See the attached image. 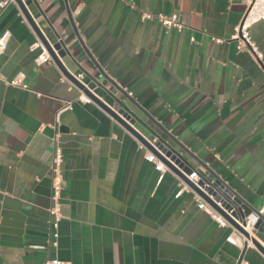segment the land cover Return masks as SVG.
<instances>
[{
    "label": "crops",
    "instance_id": "obj_1",
    "mask_svg": "<svg viewBox=\"0 0 264 264\" xmlns=\"http://www.w3.org/2000/svg\"><path fill=\"white\" fill-rule=\"evenodd\" d=\"M35 1L27 9L49 40L62 39L76 63L98 76L69 11L104 73L264 211V67L231 39L246 0ZM143 12L152 17L141 20ZM160 13H176L182 28H164L156 18ZM5 30L10 35L0 53V264L55 258L69 264H236L242 246L226 241L231 227H220L198 208L199 197L187 185L176 196L175 174L157 171L145 158L149 152L95 103L77 101L81 92L52 61H36L39 41L14 2L0 9V35ZM249 33L264 61V20ZM63 60L82 76L68 57ZM16 77L27 89L10 83ZM67 102L70 108L60 111ZM55 133L63 180L52 245ZM243 259L264 264L250 245Z\"/></svg>",
    "mask_w": 264,
    "mask_h": 264
},
{
    "label": "water",
    "instance_id": "obj_2",
    "mask_svg": "<svg viewBox=\"0 0 264 264\" xmlns=\"http://www.w3.org/2000/svg\"><path fill=\"white\" fill-rule=\"evenodd\" d=\"M14 2L32 28L42 48L48 53L51 61L56 65L61 74L75 88L133 135L165 168L175 174L200 199L220 214L231 227L244 236L246 241H243L241 253L236 264H239L243 259L246 249L249 246L248 242L264 256V211L261 212L259 208L249 203L220 179L192 151L173 138L162 125L148 115L127 91L123 90L104 73L81 41L74 27L70 12L68 11V20L73 28L76 39L97 68L98 76L91 75L76 63L62 39L57 37L55 41H51L46 37L27 9L30 4L36 5L35 0H14ZM66 57L82 73L81 78L77 79L75 77L76 74L66 65L63 60ZM84 77L87 81L82 79ZM104 96L109 101L105 100ZM135 110L141 112L151 121L166 138L150 128ZM193 172L197 176L195 180L188 178Z\"/></svg>",
    "mask_w": 264,
    "mask_h": 264
},
{
    "label": "built area",
    "instance_id": "obj_3",
    "mask_svg": "<svg viewBox=\"0 0 264 264\" xmlns=\"http://www.w3.org/2000/svg\"><path fill=\"white\" fill-rule=\"evenodd\" d=\"M14 2V0H0V9L5 8L9 3ZM15 3V2H14ZM152 17V14L149 12H143L141 13V20L150 19ZM156 18L161 23V25L166 29H181L182 23L179 20L176 13L171 14H158L156 15ZM264 20V0H246V8L242 15V18L240 22L235 26L234 33L231 37L232 40L236 41L237 43V49L239 50H246L249 53L253 55V57L264 67V61L262 60V53L258 49L256 43L253 41V39L250 36L249 29L250 27L261 21ZM10 33L8 30H5L0 35V53L3 52L6 48L7 40ZM218 42L221 41L220 39H216ZM41 47V53L36 58L37 62H46L51 61L48 53L42 48L41 44L39 42L36 43V46ZM77 79L81 78V74L75 75ZM12 85L20 86L24 89H27V86L25 84L21 83V80L19 78H14L10 81ZM77 101L81 103H91L92 101L85 96L83 93H80L77 98ZM71 106V102L65 103V105L60 109H68ZM59 111V112H60ZM58 133L54 134L53 137V158H52V164H51V201L52 205L49 208V213L52 216L53 220L51 222L52 229L54 230L52 235L54 237V240H52V245L57 244V227L58 222L60 220V193L62 189V170H61V164L63 160V152L58 142ZM142 146V145H141ZM146 160L150 163L154 164V167L157 171L163 173L165 171V167L161 162H159L155 156L151 153H147L145 156ZM189 179L195 180L197 178L196 174L193 172L188 176ZM179 179V178H178ZM184 187H187L186 184L179 179V190L176 193V196H178ZM197 206L200 209L206 210L210 216V218L216 222L220 227H231L230 224L215 210H213L208 204H206L202 199L197 198ZM231 233L226 237V241L232 244H238L239 246H242L243 241H246L244 236L237 232L233 227H231ZM259 241V240H258ZM250 246V242H248ZM253 247V246H252ZM44 264H69L66 262H62L59 259H51L47 260ZM239 264H247V262L242 259Z\"/></svg>",
    "mask_w": 264,
    "mask_h": 264
}]
</instances>
